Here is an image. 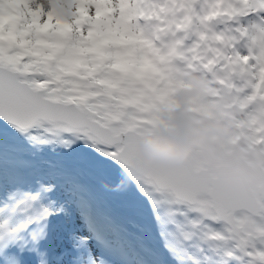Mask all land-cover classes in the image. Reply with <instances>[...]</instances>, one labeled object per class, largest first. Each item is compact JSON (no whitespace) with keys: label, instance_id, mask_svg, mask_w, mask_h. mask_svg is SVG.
Returning <instances> with one entry per match:
<instances>
[{"label":"snow or ice","instance_id":"snow-or-ice-1","mask_svg":"<svg viewBox=\"0 0 264 264\" xmlns=\"http://www.w3.org/2000/svg\"><path fill=\"white\" fill-rule=\"evenodd\" d=\"M186 73L264 153V0H0V264H264V198L128 175Z\"/></svg>","mask_w":264,"mask_h":264},{"label":"clouds","instance_id":"clouds-1","mask_svg":"<svg viewBox=\"0 0 264 264\" xmlns=\"http://www.w3.org/2000/svg\"><path fill=\"white\" fill-rule=\"evenodd\" d=\"M181 79L188 83L175 93L177 103L161 108L162 123L140 139L128 175L148 176L195 157L214 191L241 200L264 198V153L237 142L246 125L229 117L228 102L217 99L206 77L186 73Z\"/></svg>","mask_w":264,"mask_h":264}]
</instances>
